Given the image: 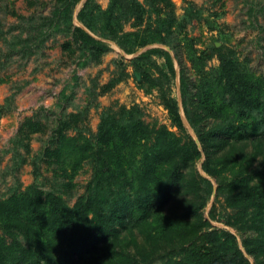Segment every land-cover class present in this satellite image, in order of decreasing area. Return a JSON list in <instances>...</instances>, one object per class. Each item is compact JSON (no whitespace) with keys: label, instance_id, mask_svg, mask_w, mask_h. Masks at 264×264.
Masks as SVG:
<instances>
[{"label":"rangeland","instance_id":"obj_1","mask_svg":"<svg viewBox=\"0 0 264 264\" xmlns=\"http://www.w3.org/2000/svg\"><path fill=\"white\" fill-rule=\"evenodd\" d=\"M87 1L81 23L76 14ZM115 1L0 0V201L39 191L41 198L50 192L72 207L92 193L93 162L82 150L69 152V138L77 137L80 146L103 122L121 127L137 119L172 132L187 154L159 214L120 227L112 247L129 264H190L185 249L207 244L208 233L227 248V231L250 264H264V243L255 260L243 244L255 248L264 239V138L243 137L240 130L219 136L214 125L221 118L212 116L223 105L220 113L236 125L252 117H233L235 108L225 106V76L220 81L217 73L224 62L233 77L259 82L264 96V0H168V7L130 0L139 6L129 13V0ZM74 26L105 48L93 57L90 45L73 42ZM166 102L174 105L179 124ZM193 126L208 133L207 155ZM153 135L147 148L156 144ZM89 142L92 151L96 145ZM59 145L57 162L45 150ZM104 185L102 200L109 202L114 185ZM249 187L250 202L228 199ZM177 213L184 215L181 221L162 218ZM2 225L0 236L10 243ZM112 247L97 252V264L107 263Z\"/></svg>","mask_w":264,"mask_h":264},{"label":"trees","instance_id":"obj_2","mask_svg":"<svg viewBox=\"0 0 264 264\" xmlns=\"http://www.w3.org/2000/svg\"><path fill=\"white\" fill-rule=\"evenodd\" d=\"M67 1L70 5L76 0ZM118 1L122 2L117 0L115 3ZM154 1L166 4L167 7L170 5L168 0ZM87 3L88 1L76 14V19L81 23H84V7ZM136 5L139 6L136 1L126 2L124 5L126 12H133ZM72 29L73 42L81 48L90 45L93 57L105 48L80 26H74ZM227 63L224 62L217 71L220 81L221 77L225 76L222 86V93L228 94L225 106L235 108L236 114L233 117L245 114L252 117L245 123L238 120L239 125H236L231 117L222 116L220 112L224 106L220 105L216 114H212L213 118H221V124L214 125L215 134L232 136L233 132L240 130L243 137L264 138V96L261 85L259 82L246 80L239 74L237 75L242 79L238 76L233 77L230 72L232 69L227 67ZM169 68L172 69L170 64ZM137 72L140 78H145L144 69L140 68ZM183 85L184 80L181 79V86ZM166 106L172 119L179 124L180 118L174 105L166 102ZM135 120L136 123L132 124L128 121L126 124L124 121L121 127L119 124L106 125L103 122L98 132L92 134L90 139L85 138L82 141L83 145L80 146L79 143L76 144L77 137L69 138L72 142L69 152L78 153L82 150L84 157L93 162L90 181L92 193L85 198H79L72 207L64 205L58 196L50 192L41 198L39 191L33 194L32 198L24 195L18 199L15 197L0 201V221L3 223L4 232L11 235L10 243L0 236V264H6L5 260H11L13 264H76L80 260L82 264H97V259H100L95 257L97 252L104 250L106 254L108 244L112 247L120 227L124 228L125 225L132 223L134 225L159 214L171 197L172 186L181 178L179 168L181 161L186 158L187 149L185 144L179 143V138L172 132L163 129L153 130L141 121ZM193 128L197 133L200 147L207 155L208 133L201 129L198 131L196 126ZM151 133L154 134L156 144L147 148L146 141H149ZM64 139V135L57 137L61 144L64 143ZM89 140H93L96 145L92 151H87L93 148ZM192 146L196 151L193 142ZM45 151L48 156H54L57 162L63 152L60 145L53 151ZM106 181L108 187L114 185L112 189L108 188L109 202L103 201L106 199L103 191ZM235 198L250 202L254 198L253 188L249 187L239 194L228 196L231 200ZM182 216L184 215L177 213L163 215L162 218L169 222H178ZM223 234L231 238L227 248L224 240L221 241L215 233H208L207 244L202 247L191 244V250L185 249L189 263L250 264L236 245L233 235L227 231H223ZM17 235L20 239H16ZM254 241L258 242V239ZM263 243L264 239L254 248L248 247L245 241L243 242L245 252L254 259L255 251L260 249ZM112 249L116 250L113 247L108 250L106 264H129L124 258L127 255L119 251L120 249L118 251ZM13 250L14 254L11 253L8 257L7 253ZM78 256L83 257L77 260ZM101 263L105 264V260H101Z\"/></svg>","mask_w":264,"mask_h":264}]
</instances>
